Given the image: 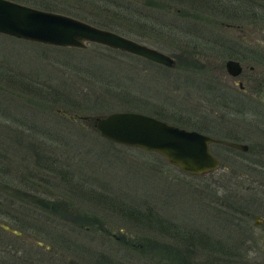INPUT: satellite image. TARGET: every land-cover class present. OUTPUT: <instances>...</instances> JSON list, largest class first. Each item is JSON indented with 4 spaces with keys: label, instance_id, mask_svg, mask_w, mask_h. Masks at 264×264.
Masks as SVG:
<instances>
[{
    "label": "rangeland",
    "instance_id": "rangeland-1",
    "mask_svg": "<svg viewBox=\"0 0 264 264\" xmlns=\"http://www.w3.org/2000/svg\"><path fill=\"white\" fill-rule=\"evenodd\" d=\"M14 1L111 29L173 56L176 66L98 43L88 42L84 48L55 46L0 33V197L26 189L56 199L60 212L47 213L33 204L24 209L26 202L14 200L10 209L18 218L0 214V225L14 231L11 235L0 227V264H95L96 253L109 255L107 264H114L112 259L147 264L144 257L135 263L134 250L92 225L78 228L67 210L93 215L113 234L148 235L160 243L186 246L180 251L186 264L216 262L217 238L229 243V235H240L223 215L225 205L219 207V201L228 199L229 181H218L217 174L228 169L189 174L155 152L99 136L89 119L61 114L132 110L164 120L181 119L186 85L192 99L207 103L214 92V72L224 71L223 61L230 53L226 43L214 46L216 34L263 26L264 12L257 21H246L232 13L236 7L246 8L241 0ZM193 58L206 69L188 65L198 62ZM196 130L228 139L238 131L251 140L264 139L263 129L254 126ZM217 149V144L210 145L212 152ZM145 212L154 215L150 216L154 228L157 220L162 223V233L142 234L140 224L131 221L145 218ZM193 231L209 240L190 238L184 245L174 236ZM68 238L79 245L66 242ZM247 246L246 260L237 264H264V246ZM126 251L134 258H127Z\"/></svg>",
    "mask_w": 264,
    "mask_h": 264
},
{
    "label": "flooded vegetation",
    "instance_id": "flooded-vegetation-1",
    "mask_svg": "<svg viewBox=\"0 0 264 264\" xmlns=\"http://www.w3.org/2000/svg\"><path fill=\"white\" fill-rule=\"evenodd\" d=\"M241 1L246 8L237 11L236 7L232 13L245 18L248 22L257 21V17L264 12V0ZM230 26L237 27L236 24ZM222 33L227 35L224 40H220ZM216 36L214 46L219 48L217 43L228 45L226 48L230 55L226 59L238 63L237 72L235 74L228 72L224 63L226 59L223 61V72H220L217 64L214 65L213 68L216 67L218 72H214L213 75L214 92L210 95L211 99H207L209 102L192 99L190 88L186 85V93L182 95L184 112L180 113L181 119L165 121L195 130L250 129L254 126L263 129L264 133V25L235 31H220ZM258 37L263 40H259ZM188 63L197 65L199 69H206L201 61ZM173 66H176V62L167 67ZM242 133L233 132L229 139L214 136L236 142L241 146H231L223 142L209 144V149L212 143L218 145L215 152L210 150L218 159L217 167L213 170L222 167L229 171L217 174L218 181H229V190L225 193L228 199L219 201V207L220 204L225 205L221 210L228 212L233 229L239 231L240 235L235 239L238 244L264 246V139L251 140ZM0 227L13 235L14 231L9 225L1 223ZM243 256L245 254L240 259L246 260Z\"/></svg>",
    "mask_w": 264,
    "mask_h": 264
},
{
    "label": "water",
    "instance_id": "water-1",
    "mask_svg": "<svg viewBox=\"0 0 264 264\" xmlns=\"http://www.w3.org/2000/svg\"><path fill=\"white\" fill-rule=\"evenodd\" d=\"M0 33L57 46L84 48L88 42L98 43L165 66L175 63L171 55L111 29L14 0H0ZM224 63L228 72H237L238 63L235 60L226 59ZM62 113L69 117L89 119L91 129L99 136L155 152L167 163L193 175L204 174L217 167L218 159L209 149L211 142L241 146L139 111L118 110L96 115Z\"/></svg>",
    "mask_w": 264,
    "mask_h": 264
},
{
    "label": "trees",
    "instance_id": "trees-1",
    "mask_svg": "<svg viewBox=\"0 0 264 264\" xmlns=\"http://www.w3.org/2000/svg\"><path fill=\"white\" fill-rule=\"evenodd\" d=\"M57 46V45H56ZM18 83H21L20 79L16 80ZM63 117L66 118H72L69 116H66L64 114H61ZM65 119V118H64ZM72 119H76V118H72ZM85 121H83L84 123ZM95 132V131H94ZM96 133V132H95ZM36 157H38L37 155H35ZM36 159V158H35ZM6 186V185H5ZM6 193V192H4ZM7 196V197H6ZM4 197H0V214H4V216H7L8 218H11V214H12V218L14 217V219H17L18 217L13 214V212H11L10 207L12 208V202L14 200H18L20 202H26V206L24 207V209L28 208V205H36L37 207L41 208L42 211H46L47 213H54L56 214V212L60 213L58 211L57 205L56 206V199L54 200H49L48 198L45 197H41L38 196L36 193H33L31 191L28 190H18V192H9V194H7ZM3 203V204H2ZM63 210L66 212V210L63 208ZM62 210V211H63ZM69 216H73L72 219L75 221V223L77 222V224L79 225L78 228H82L84 230H87L89 228V225H92V229L93 230H101L103 233H105L106 237H112L111 239L115 240L116 242H120L123 246H126L128 248H130L131 250H134L137 255L135 258V263H137V261H139L138 257H144L143 259H145V263L147 264H151V262H153L154 264H186L185 258L183 257V252L181 253V250H185L187 249L186 246H177L173 244H164V243H160L159 241H155L152 238H149L148 235H138L137 237L133 236V237H128L126 234L121 233V234H113L111 232H109L105 227H103V224L99 221L98 218L94 217L93 215H90L88 213H77V214H73V212H71V210H67V212ZM129 213V212H127ZM136 214V212H133ZM222 213L224 216H226V219L230 220L229 214L225 213L222 210ZM145 218H141L139 220H137L135 217L130 218L131 221L135 220L137 221L140 226V231L142 232V234H147V232L152 231V230H159L162 233V230L160 228H163L164 226H162V223L158 222L157 227L154 228V226L152 225V221L151 217H154V215L152 213H148L145 212ZM137 215V214H136ZM61 217L63 218H68L65 217L64 215L60 214ZM135 216V215H134ZM151 216V217H150ZM127 221L129 220V218L127 217L126 219ZM130 221V222H131ZM20 222L22 223V221L20 220ZM128 222V223H130ZM17 223V222H16ZM84 224V226H83ZM93 224H96L95 227H93ZM137 225V224H136ZM169 225V224H168ZM88 226V227H87ZM160 227V228H159ZM237 231V230H236ZM194 234L196 235L197 238H195L194 234H184L183 235H179V234H174L175 237H178L177 239L181 241V243H183L185 245V240L186 239H190V238H194V239H201L200 241H208L209 239H206L204 237V233L202 232H195L193 231ZM234 233H235V229H234ZM239 233V232H238ZM156 235V233L154 234ZM59 236V235H58ZM230 237V242H226L224 240H221L217 238V241L215 243V245L218 247V253L220 254L218 257L219 259L216 258V262H206L204 264H237L238 261H240V257H242L243 254L246 253V251L249 250L250 247H248L247 245H240L237 243L236 237L231 238ZM238 237V236H237ZM61 239V237H59ZM130 238V239H129ZM76 239H71L68 238L66 240V242H72V244L74 245L76 243L75 241ZM77 245H79L78 243H76ZM161 249V250H160ZM210 250V249H209ZM130 251V250H127ZM126 253L129 255L130 253L127 252ZM148 252V253H147ZM157 252H160L159 254H156ZM150 253H152L150 255ZM180 253V254H178ZM181 254H183L181 256ZM155 256H157V258H154ZM93 257L95 258V264H100L98 262H100L101 260H103L106 264L109 262L108 259L109 255L106 257V255L104 253H96L93 254ZM106 257V258H105ZM111 257V256H110ZM131 258L133 257V255H129L127 258ZM160 257H165L167 258L166 261L161 262V258ZM134 258V257H133ZM212 259H214L212 257ZM211 259V260H212ZM114 261V264H131L129 263V261L125 262V261H118L115 259H112ZM130 260V259H129ZM103 262V264H104ZM110 264V263H109ZM112 264V263H111Z\"/></svg>",
    "mask_w": 264,
    "mask_h": 264
}]
</instances>
